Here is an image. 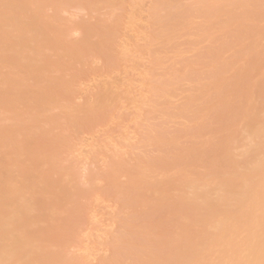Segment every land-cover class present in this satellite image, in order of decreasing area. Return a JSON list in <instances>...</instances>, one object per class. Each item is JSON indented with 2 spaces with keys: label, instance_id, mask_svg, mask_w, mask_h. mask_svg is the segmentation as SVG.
<instances>
[{
  "label": "rangeland",
  "instance_id": "374dc122",
  "mask_svg": "<svg viewBox=\"0 0 264 264\" xmlns=\"http://www.w3.org/2000/svg\"><path fill=\"white\" fill-rule=\"evenodd\" d=\"M263 161L264 0H0L14 264H228Z\"/></svg>",
  "mask_w": 264,
  "mask_h": 264
},
{
  "label": "bare ground",
  "instance_id": "6f19581e",
  "mask_svg": "<svg viewBox=\"0 0 264 264\" xmlns=\"http://www.w3.org/2000/svg\"><path fill=\"white\" fill-rule=\"evenodd\" d=\"M255 170L258 173L257 175L264 179V161L258 162V164L255 166ZM239 181V179L231 181L225 187L227 194H230L231 199L229 200H236V203L230 206L229 215L223 218V222L237 214L239 208L241 207V203L245 198L247 199L248 208H252V199L256 198L255 191L252 187H247L240 196H236L234 190L238 186ZM218 199L220 200L221 197ZM261 208L264 212V205H261ZM259 212V210L253 211V209L246 211V213L252 214L253 217H258L260 215ZM2 221L3 222L0 221V229H3L4 227H10L13 224L12 222L6 220ZM222 226L223 223H220L218 229H221ZM226 229L231 231L234 235L241 232L240 227H237L235 223L230 224L226 227ZM245 237L247 239L245 243H240L226 251L225 257L228 261V264H264V260L262 259L264 256V223H260L255 227H249L245 232ZM19 241V237L9 238L3 244H0V264H14L17 242ZM29 248L30 249H28V251L30 253L31 247ZM185 251L186 252L181 258L178 257V259H174L171 264H179L182 258L189 257L192 259L196 253L195 245H191L190 247L186 248ZM169 263V260L165 261V264Z\"/></svg>",
  "mask_w": 264,
  "mask_h": 264
}]
</instances>
